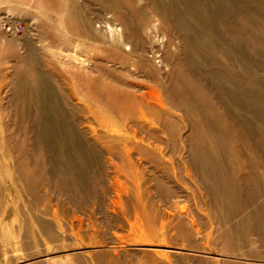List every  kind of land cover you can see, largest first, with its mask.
I'll use <instances>...</instances> for the list:
<instances>
[{
  "label": "rangeland",
  "instance_id": "1",
  "mask_svg": "<svg viewBox=\"0 0 264 264\" xmlns=\"http://www.w3.org/2000/svg\"><path fill=\"white\" fill-rule=\"evenodd\" d=\"M0 264H264V0H0Z\"/></svg>",
  "mask_w": 264,
  "mask_h": 264
}]
</instances>
